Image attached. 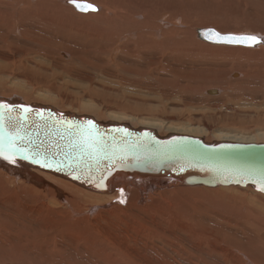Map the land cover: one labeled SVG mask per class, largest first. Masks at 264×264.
Returning <instances> with one entry per match:
<instances>
[{
	"label": "rangeland",
	"instance_id": "obj_1",
	"mask_svg": "<svg viewBox=\"0 0 264 264\" xmlns=\"http://www.w3.org/2000/svg\"><path fill=\"white\" fill-rule=\"evenodd\" d=\"M3 1L0 9L12 12V2ZM36 1V7L43 8ZM87 1L100 8L101 18L78 16L75 9L73 14L59 5L62 0L47 2L57 12L50 17H41L35 9L13 22L0 15L1 98L18 95L27 104L36 101L64 113L123 121L132 128L158 124L155 129L162 136L188 134L208 142L257 138L253 142L264 143L263 43L236 46L241 49L236 52L217 45L216 54L206 53L204 46L201 53L193 48L186 54H158L153 45L145 52L138 39L132 46L130 39L116 34L123 23L107 7L118 12L124 0ZM127 1L135 2L134 13L144 16L141 22L149 17L152 21L167 3L169 11L174 5L186 13L189 27L264 35V0ZM252 57L258 63L245 59ZM236 66L243 71L238 80L231 76ZM7 174L0 171V193L8 191L3 177ZM13 194L18 197L12 209L16 214L22 202L35 206L39 198L35 191L23 196L18 188ZM136 197L121 194L107 205L94 200L83 207L85 228L74 221L81 216L71 212V230L65 231L55 222L53 229L44 231L43 218L50 212L34 208L28 211L32 218L24 229L35 235L30 242L25 234L18 237L17 230L8 234L0 222V264H108L111 258L109 264H264V197L250 189L153 191L143 203Z\"/></svg>",
	"mask_w": 264,
	"mask_h": 264
},
{
	"label": "water",
	"instance_id": "obj_2",
	"mask_svg": "<svg viewBox=\"0 0 264 264\" xmlns=\"http://www.w3.org/2000/svg\"><path fill=\"white\" fill-rule=\"evenodd\" d=\"M70 4L81 11L71 1ZM210 30L219 32L203 28L199 29L200 36L211 35ZM5 121L12 129H6ZM70 134L72 136L68 137ZM50 135L52 138H48ZM117 137L124 140L116 146ZM102 144L103 148L113 145L117 158H105L108 164L97 166L98 160L89 155L87 148L97 150ZM146 151L151 154L145 155ZM0 153H3L0 161L8 165L22 162L61 173L102 192L107 189L108 181L121 173L139 178H164L185 185H251L264 193L261 191L264 188V143L207 144L198 137L185 135L160 138L149 129L133 131L124 125L100 124L90 117H71L34 104L0 101ZM178 159L181 162L185 159L187 163H177ZM164 161L177 166L161 168L160 162Z\"/></svg>",
	"mask_w": 264,
	"mask_h": 264
},
{
	"label": "bare ground",
	"instance_id": "obj_3",
	"mask_svg": "<svg viewBox=\"0 0 264 264\" xmlns=\"http://www.w3.org/2000/svg\"><path fill=\"white\" fill-rule=\"evenodd\" d=\"M35 1L36 0H5L2 2V5H4L7 2H12L11 3L12 4V7H11L12 12H10L9 10H5V7H4L2 9H0V15H7L9 20H11L13 22L14 20H17V19L19 20L22 17L31 14V11H33L34 9L37 11V13L41 17L42 16L50 17V16H54L57 13L56 10H54L53 7L49 3H47L49 0H37L36 1V2H42L43 8H37L36 7L37 4L34 3ZM70 1L71 0H62V2L59 3V5L62 6L65 10L70 9L73 12V14L76 10L78 13L75 12V14L78 16H88V17H90V19L101 18L100 8H97V10L94 12L78 11L73 5H72L73 7L72 6L70 7V5H71ZM87 2L91 3L90 1H87ZM91 4H93V3H91ZM134 5L136 6L135 2H130V1L124 0V1H120V5L118 7V12L114 11L111 7H107V11L108 12H110V11L114 12L122 20L123 24L118 28V30L116 31V34L119 33L122 37H127L126 40L130 39L131 41L129 43L132 44V46H135L134 45L135 41H136L135 39H138V43L140 45L144 46L145 52H147L146 49L149 45H153L156 47V51L158 54L165 53L167 50L170 51V53L171 52H180V53L186 54L187 53L186 51H188L187 49H193V48L198 49L201 53L202 49H199V48L204 46L206 53L216 54L215 49H216L217 45L230 46V47H225V48L232 51V52H236V51L241 50L238 47L255 48L259 44L263 43V44H261L260 47L262 48V53L264 54V35H263V33L258 35V38H261V43L256 44L255 46H248L245 44H224V43H216V42L214 43V42H211V40L207 39L206 37L200 36L199 29H203L206 27V28H214V29L218 30V28H216L214 26H210V27L204 26V27L199 28V29H197L196 26L189 27V24H187L188 21L186 19V17H187L186 13L183 10L177 11L175 9L174 5H171V9H173V11H169L170 5L167 3H163V7L160 6L161 8L159 10H157V12H155L152 21L150 19L151 17H149L148 15L145 14L146 18L149 17L147 19V21H145V22H141L138 20L139 18H142L144 16H143V14H141V11L134 13ZM164 11H166L165 13H166V15H168L166 19L162 17ZM148 12L150 13V11H148ZM133 13H134V15H133ZM78 16L76 17L77 19H78ZM106 16H109V14L107 13ZM71 17H73V15ZM66 19H68V18H66ZM75 19H74V21H75ZM79 19H80V17H79ZM83 19H85V18H83ZM67 21H65V22H67ZM69 22H71V21H69ZM83 22H82V24H83ZM94 22H96V20ZM86 23H87V21H86ZM96 23L99 24V22H96ZM63 24H65V23H63ZM95 24H94V27H95ZM192 24H193V22H192ZM98 26L96 25V27H98ZM165 28H168V30ZM105 29H107V28H105ZM94 31H96V30H94ZM218 31L221 32V34L255 35L254 33H251V32H248V33H246V32L245 33H235V32L230 33L229 31L224 32L220 29ZM97 32L98 31L94 32L93 34H98ZM108 33L109 32H107V35H108ZM188 34H189V36H188ZM99 37L100 36H98L97 39L100 40ZM105 38H107V40H109L108 36L107 37L105 36ZM236 46H238V47H236ZM190 52L192 54H197V52H195V50L194 51L192 50ZM245 59H247L248 61H251L252 64H254V61H255V64L258 63V61H257L258 59H256L255 57L245 58ZM240 63H241V61H240ZM262 64H264V62ZM237 65H238V63H237ZM257 65H259V64H257ZM246 66H248V68L250 67L249 65H246ZM261 69L262 68H260V73H261ZM256 71H258V70L256 69ZM233 72L234 73L231 76H232V78L235 77L234 79H236V80L240 79L241 73L243 74L242 69L240 70L238 66L235 67ZM253 73H255V72H253ZM255 74H257V72ZM247 78H249V77H247ZM253 79H254V77H253ZM246 83H248V82H246ZM215 91L218 92L217 89ZM212 93H214L213 90H212ZM3 97H12V96H3ZM0 101H4V102L7 101V102H11V103H18V104H21V103L27 104L26 103L27 101L18 95H14V97H12L11 99H5V98L0 97ZM21 101H23V102H21ZM35 102L36 101L29 102V105H32V104L35 105ZM30 103H32V104H30ZM38 106H40V105H38ZM48 106H44V107H48ZM48 108L54 109L53 107H48ZM61 111L65 112L62 109H61ZM66 113H65V115H69L71 117L72 116H78V115H74L72 113L70 114L68 111ZM78 117H90V118L94 119L93 116L85 115V114H81ZM16 119H18V118H16ZM96 121H97V123L106 124V125H111V124L116 125V126L124 125L125 127H128V129H131L133 131H141L143 129H149L151 132H153V134L155 136L160 137V138H166V137H170L173 135H185V136L197 137V136L188 135V134H176V133H170L169 135L162 136V134L157 132V130L155 129L156 127H161V125H158V124H151V125H153L151 127L147 125L148 127L132 128L127 123H124L123 121H103V120H97V119H96ZM14 122H16V121H14ZM3 124L6 127V129H12L11 125L8 124L7 121H5ZM21 134L25 135V132H22ZM65 134H68V133H65ZM71 136H72V134L68 135V137H71ZM48 138H52V135H50ZM198 138H200L201 140H203L207 144L215 143V142H208L201 137H198ZM240 138L241 137H239V139ZM249 138H248V141H249ZM256 139H253V141ZM123 140H124V138H118L117 137V138H115L114 143L117 142V144H115L117 146ZM244 140H246L245 137H244ZM15 141H17V140H15ZM44 141H45V139L42 140V142H44ZM223 141L250 143L252 140L250 142H243V141H235V140H226L225 139V140H222L220 142H223ZM57 143L58 142H56V144ZM59 145L60 144H58L56 146V148H59ZM96 146L98 147V144ZM104 146H103V144L100 145L101 148H97V150H93V148H87V152H89V155L91 157H94L95 160L96 159L98 160L97 166L103 165L104 163L108 164V161H105V158H107V159L117 158V153L113 150V145H106V148H103ZM5 148H6V146H5ZM73 150H76V149L73 148ZM144 153H145V155H147V153L151 154L150 152H147V151ZM69 158H71V157H69ZM179 162H181V159H178L177 163H179ZM184 163L185 164L187 163L185 159L182 160L181 164H184ZM173 165L167 164V162H165V161L163 163L160 162L161 168L165 167V168L169 169V168L173 167ZM174 166H177V164ZM0 171L4 172L5 174L9 173V174H7L8 176L3 175L5 182L8 185V191L6 193H0V195H1V197H0V213L2 212V214H1L2 216H0V222H2L3 224L5 223V228H4V225L3 224L2 225H3L4 231L8 230L7 233L9 232L11 234L13 232H16L13 230H17L20 233V234L18 233L17 236L19 235L18 237H21V238H22V234H25L26 239H27L26 242H30V238L35 237L34 233L24 231L25 227L27 226V224L29 222L28 218H32L31 216H29L28 211H30L34 208H36V209L42 208V209H46L48 212H50L48 214V216L43 218V223H44L43 230L44 231H46L48 229H53L52 225H51L53 222L61 224L63 226V231H65V230H71V212H74V214H75L74 216H76V217L81 216V217L76 218L74 221H80L81 222L80 228L81 229L85 228V227H83V222L85 220V216H84L85 210L83 209V207L88 206L89 203L93 202L94 200H96L97 203L99 202L97 205L104 204V203H100V201H103V200H104L105 204L107 205L112 199L116 198L118 195H121V194H127L128 193L131 199L134 198V195L135 196L137 195L136 199L139 200L140 203L144 202L145 195L149 192L157 191V192L163 193V192H169V191L184 190L185 188H206V189L242 188V189H250V191L256 193L257 195L264 197V193H261L259 190H257L256 188H254L251 185H247V186H241V185L206 186V185H202V184L185 185V184H179L178 182H175L174 180L171 181V180H167L164 178L163 179L162 178L156 179V178H152V177L139 178V177H131L129 175H124L121 173H118V174L116 173L108 181L107 189L104 192H102V191L95 189L93 186L87 185L85 182H83V183L75 182V181L71 180L69 177H67L61 173L42 170L38 167L30 166V165H28L26 163H22V162L17 163L16 166H11V165H8V164L0 161ZM209 187H211V188H209ZM16 188L20 189L23 196H27L30 191L37 192V194L39 196L37 204L34 206V205L29 204L27 202H22L21 210L19 211V214H16L12 210V209L17 208V204H15L14 201L18 197L15 194H13V191ZM260 193L263 195H261ZM6 194H7V196L3 197ZM149 198H150V196H149ZM136 202H138V201H136ZM81 211H83V212H81ZM92 211H94V209H92L91 212ZM105 211L111 213L109 210H105ZM145 212L143 209V213H145ZM57 213H61V214H57ZM112 213L114 214V212H112ZM109 215L111 216V214H109ZM7 221H12V222L7 223ZM5 229H7V230H5ZM11 231H13V232H11ZM5 235H7V234H5ZM6 241L8 242V240H6ZM14 243H15V241H14ZM20 244H22V243H20ZM9 249H11V248H9ZM104 253L102 254V256L104 255ZM99 258L101 259V261H103V259H104L100 256H99ZM106 258H107V256H106ZM107 259H110V257ZM107 259L105 261H107ZM50 260H51V258H50ZM111 260H114V259L111 258L110 261ZM47 261H49V260H47ZM109 262H108V264H109ZM6 264H11V263H6Z\"/></svg>",
	"mask_w": 264,
	"mask_h": 264
},
{
	"label": "snow or ice",
	"instance_id": "obj_4",
	"mask_svg": "<svg viewBox=\"0 0 264 264\" xmlns=\"http://www.w3.org/2000/svg\"><path fill=\"white\" fill-rule=\"evenodd\" d=\"M71 2L81 11H95V6L88 3L87 0H71ZM211 35L205 34L207 39L213 40L216 43L224 44H245L248 46H255L256 44L261 43L260 38L254 35H234V34H221L215 32V30H210ZM3 155V153H0ZM6 159L8 157H5ZM15 163V161H12ZM261 191H264V188H261ZM123 202V201H122Z\"/></svg>",
	"mask_w": 264,
	"mask_h": 264
}]
</instances>
